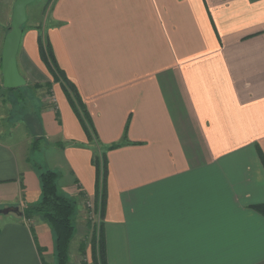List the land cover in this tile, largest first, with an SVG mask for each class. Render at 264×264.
Instances as JSON below:
<instances>
[{"label":"crops","instance_id":"1","mask_svg":"<svg viewBox=\"0 0 264 264\" xmlns=\"http://www.w3.org/2000/svg\"><path fill=\"white\" fill-rule=\"evenodd\" d=\"M46 18L98 144L59 83L35 89L19 153L0 140V207L40 199L37 162L79 212L94 149L121 143L106 151L107 264H264V217L250 207L264 202V0H54ZM38 23L16 54L27 86L51 80ZM53 261L42 216L0 213V264Z\"/></svg>","mask_w":264,"mask_h":264},{"label":"trees","instance_id":"2","mask_svg":"<svg viewBox=\"0 0 264 264\" xmlns=\"http://www.w3.org/2000/svg\"><path fill=\"white\" fill-rule=\"evenodd\" d=\"M25 21L21 25L23 30L26 26ZM42 24L34 25L37 30V48L40 59L47 71L51 75L52 80L45 83H35V87L45 86L51 89L52 82H58L69 105L73 112L76 114L80 121L86 137L90 143H97L95 128L92 124L91 118L84 105L81 95L76 85L66 76L64 71L58 65L53 53V48ZM10 29V26L8 30ZM0 86L7 91H14L17 88H5L2 85V79ZM58 117V114L56 113ZM31 115L26 114L25 119L28 124H31ZM128 121L124 127V133L127 130ZM41 137H36L32 142V148L38 147V140ZM58 147H62V143H57ZM121 143H111L104 148L96 147L92 155L91 162L95 169V190L92 201L95 212L99 215V224H92L91 237L89 241V253L91 264H107L105 260V244L103 237L102 217L104 215V209L106 204V178H107V157L106 151L121 146ZM257 153L259 160L264 168V154L257 147ZM31 167L36 171L37 177L40 183V199L31 204H26L22 208L23 216L26 219H31L35 215H40L48 224L53 234V255L54 261L49 264H69V245L76 231L75 216L77 212L76 202L71 197L62 194L59 191L57 180L58 173L50 168H44L37 162H32ZM81 197H84L83 192H79ZM87 200V198L85 199ZM88 201V200H87ZM86 203V202H85ZM250 207L264 217V202L250 205ZM91 223L87 220V225ZM86 248V242L82 239L79 242L78 249L83 254ZM81 264L86 262L81 261Z\"/></svg>","mask_w":264,"mask_h":264},{"label":"rangeland","instance_id":"3","mask_svg":"<svg viewBox=\"0 0 264 264\" xmlns=\"http://www.w3.org/2000/svg\"><path fill=\"white\" fill-rule=\"evenodd\" d=\"M14 1L15 0H0V47L11 24V9ZM53 1L54 0H33L30 2L26 7V17L28 19L26 25L31 23L32 19H38V24L41 23V26L46 29L48 24L46 16L50 11ZM0 79H2L1 73ZM34 84L35 83L28 86H20L19 89L14 91H7L0 86V140L11 143L17 152L19 149L18 144L20 141H23L27 135L23 120H25L27 113L31 112L32 109L35 110V103L39 101V95H37L35 89L44 88V94L46 96L51 95L50 89L45 86L35 87ZM39 84L43 85V83ZM87 200L92 203L91 199ZM87 200L83 201L84 203L80 211L76 212V231L70 241L68 250L69 264H81V261L86 262V264H91L89 253L91 225L93 223L99 224V222H97V215L93 205L91 208L86 206L85 202ZM87 220L91 221L89 226L87 225ZM82 239L86 242V248L83 254L78 249L79 242Z\"/></svg>","mask_w":264,"mask_h":264},{"label":"water","instance_id":"4","mask_svg":"<svg viewBox=\"0 0 264 264\" xmlns=\"http://www.w3.org/2000/svg\"><path fill=\"white\" fill-rule=\"evenodd\" d=\"M32 1L15 0L12 6L10 30L3 39L0 53V73L5 88H17L25 84L17 68L16 54L22 33L21 25L26 21V7ZM0 213L22 215V211L12 205L0 208Z\"/></svg>","mask_w":264,"mask_h":264},{"label":"built area","instance_id":"5","mask_svg":"<svg viewBox=\"0 0 264 264\" xmlns=\"http://www.w3.org/2000/svg\"><path fill=\"white\" fill-rule=\"evenodd\" d=\"M86 206L89 207V208H91L92 207V203L89 202V201H86ZM96 215H97V222H99V215H98L97 212H96Z\"/></svg>","mask_w":264,"mask_h":264}]
</instances>
